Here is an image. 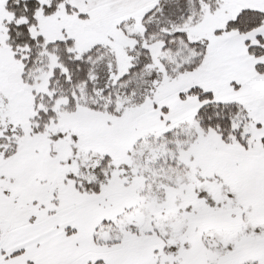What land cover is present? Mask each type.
Masks as SVG:
<instances>
[{"label": "snow or ice", "instance_id": "snow-or-ice-1", "mask_svg": "<svg viewBox=\"0 0 264 264\" xmlns=\"http://www.w3.org/2000/svg\"><path fill=\"white\" fill-rule=\"evenodd\" d=\"M0 264H264V0H0Z\"/></svg>", "mask_w": 264, "mask_h": 264}]
</instances>
